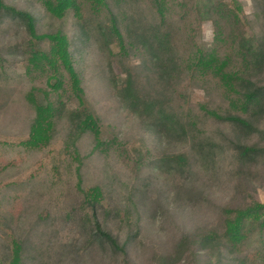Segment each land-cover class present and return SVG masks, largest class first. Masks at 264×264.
Returning <instances> with one entry per match:
<instances>
[{"label":"trees","instance_id":"16d2710c","mask_svg":"<svg viewBox=\"0 0 264 264\" xmlns=\"http://www.w3.org/2000/svg\"><path fill=\"white\" fill-rule=\"evenodd\" d=\"M33 1L38 16L29 7L0 0V27L13 22L26 33L21 48L25 73L33 81L26 101L35 119L25 145L48 144L54 127L64 121V145L76 159L78 140L89 134L96 148L114 149L120 162L134 165L135 172L154 168L176 189L200 169H213L226 146L242 165L264 160V145L246 141L257 135L264 142V27L259 34H248L239 0ZM253 3L256 18L264 20V0ZM41 15L59 21L71 15L76 30L70 36L61 30L40 33ZM205 20L213 27L209 45L201 38ZM81 60L85 69L77 64ZM91 68L166 148L180 149H166L146 163L143 159L150 156L134 157L123 148L115 128L105 126L91 99L89 83L96 80L94 72L89 76ZM6 70L1 61L0 78ZM192 87L203 90L208 100L193 102ZM206 120L216 124L214 134L205 127ZM105 128L112 129L107 137ZM78 189L89 243L105 245L123 264H131L129 244L137 240L140 221V212L131 209L139 191L127 197L125 206L109 210L130 231L121 242L99 218L101 188H83L79 182ZM174 249L178 259L188 252L194 264H264V203L221 207L219 226L183 234ZM207 251L208 258L201 257L200 252ZM173 256L160 255L156 264H168ZM0 264H23L21 239H13L11 253L1 254Z\"/></svg>","mask_w":264,"mask_h":264},{"label":"rangeland","instance_id":"374dc122","mask_svg":"<svg viewBox=\"0 0 264 264\" xmlns=\"http://www.w3.org/2000/svg\"><path fill=\"white\" fill-rule=\"evenodd\" d=\"M239 1L246 14L248 34H259L264 20L256 18L253 0ZM9 2L20 8L29 7L37 16L41 13L33 0ZM75 23L71 15L63 21L41 15L38 31L61 30L70 36L76 30ZM201 38L208 45L213 41L209 20L202 23ZM25 39L26 33L16 23L0 27V62L4 61L7 67L0 78V255L8 257L13 239L18 238L23 242V264H123L122 258L107 246L89 243L81 220L79 182L83 188H101L104 201L99 207V218L121 242L130 231L109 210L125 206L127 197L139 191L141 196L135 198L136 206L131 209L133 214L140 212L139 235L128 249L131 264H156L160 255L173 256L183 234L219 226L223 206H239L253 200L264 203V160L242 165L229 146L217 154L219 163L213 169H200L185 180L182 189H176L154 168L135 172L134 165L120 162L114 149L105 152L96 148L89 134L78 140L76 159L64 145L68 132L64 121L54 127L48 144L25 145L35 119L33 108L26 101L33 81L25 73L21 48ZM74 41L75 38L72 44L76 49L78 43ZM77 64L84 67L82 60ZM93 72L96 80L89 83L91 99L105 126L115 128L123 148L134 157L150 156L143 159L146 163L166 149H180L166 148L157 134L125 110L92 68L89 76ZM190 98L195 103L208 100L203 90L193 87ZM205 124L214 134L216 124L212 120ZM111 131L105 128V136ZM260 139L254 135L246 141L264 145ZM207 254L208 251L200 252L203 258H208ZM178 255L175 253L168 264H194L188 252L181 259Z\"/></svg>","mask_w":264,"mask_h":264}]
</instances>
